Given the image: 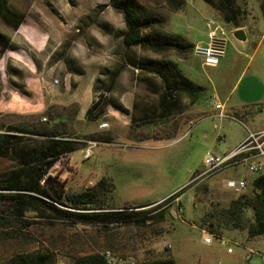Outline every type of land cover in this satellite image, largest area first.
Instances as JSON below:
<instances>
[{"label":"rangeland","instance_id":"rangeland-1","mask_svg":"<svg viewBox=\"0 0 264 264\" xmlns=\"http://www.w3.org/2000/svg\"><path fill=\"white\" fill-rule=\"evenodd\" d=\"M137 1L164 18L165 33L182 36L193 47L207 45V20H221L220 13L203 0H184V7L176 12L162 1ZM263 2L235 0L242 24L238 30L247 33V40L239 41L225 25L231 40L228 54L233 59L226 72L222 67L203 66V60L192 51L182 57L175 51L158 54L140 47L127 49L120 36L126 29L124 17L111 6V0H8L10 9L25 20L13 31L0 19V33L9 40V49L0 55V132L55 129L78 141L83 149L62 157L50 171L65 184L66 195L87 192L109 178L115 192L103 195L101 206L121 209L117 207L162 201L185 189L204 170L209 152L224 155L249 136L242 123L211 118V103L215 98L224 102L234 86L236 96L243 91L245 81L238 79L257 47V58L264 59ZM143 58L173 61L187 77L206 87L195 106L197 115L183 134L161 138L189 124L187 112L195 101L177 93L181 105L161 115V80L133 66ZM226 78L230 89L222 92ZM127 97L135 101L131 113L113 107V102L122 104L121 99ZM93 104L100 105L93 117L104 107L106 115L89 121L87 111ZM106 122L109 128L101 129ZM243 122L253 129L250 122ZM90 137H94V145L83 142L91 141ZM87 148L91 150L89 159L84 158ZM13 165L11 158H0V174ZM256 176L241 165L186 188L179 199L163 203L159 209L145 208L158 209L157 216L163 213L164 220L156 217L143 229L113 227V237L127 236L136 243L119 250L115 257L135 264L166 255L176 264H264V257L257 254L264 244L251 243L246 231H229L206 245L199 228V219L210 204L202 195L204 188L219 198L214 203L226 204L229 197L247 191L226 190L222 184L226 177L244 178L249 184ZM7 206L0 207V259L41 251L53 252L57 264H69L77 254L108 251L103 233L96 227L51 221L44 213L30 211L32 207L20 217ZM57 207L68 209L61 204Z\"/></svg>","mask_w":264,"mask_h":264},{"label":"trees","instance_id":"trees-1","mask_svg":"<svg viewBox=\"0 0 264 264\" xmlns=\"http://www.w3.org/2000/svg\"><path fill=\"white\" fill-rule=\"evenodd\" d=\"M157 1L166 3L174 12L180 11L185 5L184 0ZM203 1L218 11L221 18L233 30L242 28L235 0ZM111 6L124 17L126 29L120 32V36L127 49L140 47L158 54L175 51L182 57L193 50V45L184 37L165 33L162 30L164 18L155 15L137 0H111ZM260 9L264 20V2ZM0 19L10 29L18 31L25 17L12 11L8 0H0ZM8 49L9 40L0 33V55H4ZM133 66L153 73L161 80L162 112H169L174 106V98H178L177 93H185L192 100H198L206 91L204 87L185 76L173 61L143 58L139 59L138 63H133ZM112 105L118 111L128 113V110L117 101ZM98 106L100 105L93 104L87 111L89 121L106 115V107H104L95 117L92 116ZM90 140L96 142L94 137H90ZM82 149L78 141L64 136L55 129L49 131L45 129L36 133L11 128L9 131L0 132V158H11L14 164L10 170L0 174V207L9 205L7 207L13 208L14 214L20 217L28 211L27 207H32L30 211L44 213L51 221L62 220L73 225L96 227L103 233L105 247L112 254H116L119 250L131 248L136 243L127 236L113 237V227L143 229L156 217L164 220L163 213L157 216L159 206L179 199L185 192L186 188L151 205L114 209L101 206L99 202L103 195L115 192L112 180L103 178L87 192L66 195L65 184L58 181L56 177H52L50 171L62 157ZM246 190L229 197L226 199V204H223L214 203L219 198L204 188L202 195L210 204L209 209L199 219V228L212 233L216 239L222 238L229 231H246L249 239L264 237V172L257 175L248 184ZM57 204L66 206L68 209H61L57 207ZM194 205H197V201ZM148 207L158 209L151 208L144 211ZM248 211H252V217H249V220L247 219ZM168 214L172 216V213ZM165 250L168 251V249ZM105 252L92 251L77 254L69 264H108ZM0 264H57V261L53 252L36 251L11 254L7 258L0 259ZM141 264L176 263L172 257L166 255L148 259Z\"/></svg>","mask_w":264,"mask_h":264},{"label":"built area","instance_id":"built-area-1","mask_svg":"<svg viewBox=\"0 0 264 264\" xmlns=\"http://www.w3.org/2000/svg\"><path fill=\"white\" fill-rule=\"evenodd\" d=\"M225 21L209 19L206 21V29L208 31V43L206 46L196 45L193 47V54L200 57L203 60V66L208 68H216L220 65V62L226 57L228 48V36L225 28ZM58 82V81H55ZM215 104V110L219 111L216 115H211V118L219 119H231L236 122L239 120L234 116L226 112L222 104H216V99L212 101ZM101 129L105 130L109 128V124L103 123L100 126ZM264 133L257 135L256 142L252 139H247L237 149L224 155L215 154L209 152L204 162V170L191 180L189 185L186 187H194L198 184L204 183L209 179L224 173L228 170L237 169L241 165H246L249 172L254 175H260L264 172ZM261 140V141H260ZM83 141V140H82ZM87 144H95L91 141H83ZM259 142V143H258ZM91 156L90 148L84 153V158L89 159ZM223 187L226 190L234 192H243L247 189L248 183L244 178H226L223 180ZM205 235L203 243L211 245L213 240L216 239L212 233L202 231ZM221 239V238H220ZM231 253L232 249H228ZM253 253L251 252L248 257L250 258ZM257 254L264 257V249ZM108 264H135L133 261L128 259H118L110 251L104 253Z\"/></svg>","mask_w":264,"mask_h":264},{"label":"crops","instance_id":"crops-1","mask_svg":"<svg viewBox=\"0 0 264 264\" xmlns=\"http://www.w3.org/2000/svg\"><path fill=\"white\" fill-rule=\"evenodd\" d=\"M236 31L237 30H233L234 34L236 33ZM245 35H246V39L244 41L247 40V33H245ZM262 37H264V34L262 35ZM230 44H231V40L228 38V47ZM259 50H260L259 47H257L255 49V52L250 57V59H251L250 62L242 70L241 76L238 79V82L240 80H242V82L245 81V87H244L243 91L239 95L236 96L234 93V88L236 86H234V88H231V90H229V93L227 92L228 94L226 95L224 102H220L218 98H215L216 104H218V103L222 104L224 106L226 112L231 114V115H234L239 120V123H242L243 126L249 132V136L244 138V139H241L238 142V145H241L242 143H244L249 138L252 139V141L256 142L255 140H257V135H259L260 133H264V116H263L264 115V68L261 67V65L264 66V59L263 58H257ZM232 61H233V59L229 56L228 48H227L226 57L220 62V65L214 69H220L222 67V68L226 69V72H227L229 70V66H230ZM254 64H255V66H254ZM252 68H254V70H253L252 74L248 77V73L250 72V70ZM238 82H237V84H238ZM222 84L223 85H221V88H220V90L222 92H225L224 90L227 91L228 89H230V85H228L227 78L225 79L224 82H222ZM197 85H199V84H197ZM199 86H202V85H199ZM202 87H204L206 89L205 86H202ZM174 99H175L174 100L175 101L174 106L172 105L173 107L170 109L169 112H162L161 106L159 103L161 115L169 114L181 105V101L179 98H178V100H177V98H174ZM121 100H122V102H123L122 104L125 106V108L131 113L135 108V101L130 97H127L125 99L122 98ZM194 101L195 102L191 105L190 110L187 112L188 117H189V124L184 126V128L182 127L180 129L176 130L174 134L172 133V135H170V133H168L166 136L162 135L161 138H164V137L170 138L171 136L175 135L177 132H179L181 135V134H183L182 133L183 130L192 124L193 119H195V117L197 115V113H195L196 112L195 106L197 104V100H194ZM231 101H233V104L231 106H229V103ZM211 106L213 108V114L212 115L218 114L219 111L215 110V104L213 102L211 103ZM243 120L246 122H250L253 129L250 130L244 124ZM120 128L125 129L124 127H120ZM127 128H129V127L127 126L126 129ZM156 139H158V138H156ZM236 147H235V149H236ZM234 150H232V151H234ZM232 151H230V152H232ZM195 175H197V174H195ZM226 178H232V177H226ZM158 202H160V201H158ZM154 203H157V202H149V203H145L142 205L131 206L128 208L141 207V206L151 205ZM117 208H124V207H117ZM247 216H250V218H251L252 217V211H248ZM247 239H248V236H247ZM248 240L253 244H264V237H258L255 239H248Z\"/></svg>","mask_w":264,"mask_h":264},{"label":"water","instance_id":"water-1","mask_svg":"<svg viewBox=\"0 0 264 264\" xmlns=\"http://www.w3.org/2000/svg\"><path fill=\"white\" fill-rule=\"evenodd\" d=\"M235 36L238 40L244 41L246 39L245 32L243 30H237Z\"/></svg>","mask_w":264,"mask_h":264}]
</instances>
